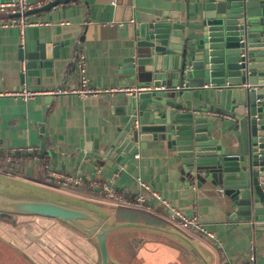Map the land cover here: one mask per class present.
<instances>
[{"label": "water", "instance_id": "1", "mask_svg": "<svg viewBox=\"0 0 264 264\" xmlns=\"http://www.w3.org/2000/svg\"><path fill=\"white\" fill-rule=\"evenodd\" d=\"M125 28L120 73L146 89L123 97L118 134L87 151L114 172L134 167L149 142L165 146L186 185L221 198L232 223L264 243V0H185L182 18L163 12ZM63 46L40 30L35 46L19 51L23 79L51 67ZM73 198L1 183L0 213L56 219L95 240L99 264L113 263L106 240L120 225Z\"/></svg>", "mask_w": 264, "mask_h": 264}, {"label": "crops", "instance_id": "2", "mask_svg": "<svg viewBox=\"0 0 264 264\" xmlns=\"http://www.w3.org/2000/svg\"><path fill=\"white\" fill-rule=\"evenodd\" d=\"M11 1L0 0V3ZM163 12L177 13L182 18L185 0H66L50 10L27 14L42 24L25 29L23 45L16 28H0V183L51 194L55 188H61L48 181L46 167L80 176L82 186L67 193L79 200L100 199L107 203L106 209L96 208L107 216V221L120 225L107 236V249L113 261L109 264H203L193 248L208 264H264V243L232 223L221 198L195 185H186L179 175L178 159L165 146L149 142L145 148L138 149L132 168L126 166L111 172L105 166H98L87 149L94 140L102 147L106 140L118 134L123 93L83 98L76 94L46 93L27 101L8 95L24 85L48 92L77 86L78 74L71 61L76 53L85 57L91 85L107 89L134 86L130 78L120 73L119 67L126 52L125 25ZM2 15L5 19L10 17V14ZM127 17L131 19L129 22L125 20ZM40 30L46 36L60 37L64 46L51 67L40 69L38 77L25 75L23 79L26 69L19 60V51H30ZM40 137L45 141L44 153L40 150ZM27 147L35 149L34 156L23 151ZM92 178L129 197L144 189L141 185L144 184L148 187L147 196L156 192L167 205L185 216H197L221 247H212L194 233L174 226L169 221L168 208L159 200L149 201L150 211L111 204L102 194L90 190ZM118 208L125 211L116 214Z\"/></svg>", "mask_w": 264, "mask_h": 264}, {"label": "built area", "instance_id": "3", "mask_svg": "<svg viewBox=\"0 0 264 264\" xmlns=\"http://www.w3.org/2000/svg\"><path fill=\"white\" fill-rule=\"evenodd\" d=\"M52 0H37L33 3L28 2L27 0H13L11 2L0 3V28H16L20 34V45L24 44V33L27 27H36L40 26L42 22L39 19L30 18L27 13L36 8H40L46 5L48 2ZM115 2L112 4L114 5ZM2 14H10L15 15L13 17H8L7 19L3 18ZM95 22V21H93ZM72 63L75 65L76 72L78 74V85L75 87H71L68 89H61L58 91L48 92L45 90L38 89H30L27 86H21L13 91H10L8 95L20 98L24 101L30 100L34 98L36 95L46 94V93H67V94H76L80 98L83 97H97L100 94L104 93H123L124 95H130L132 93L138 92L140 90L146 89V87L137 85V86H125L113 89L100 88L91 85L88 82L86 75V67H85V57L83 54L76 53L75 56L71 59ZM27 154H33L35 149L32 147H27L23 150ZM25 155V154H24ZM138 155H135L137 158ZM46 173L48 181L56 183L60 185L59 187L66 191L71 192V190H76L77 188L82 186V178L78 175H69L61 172H57L50 167H46ZM97 173H100L99 170ZM90 184L88 185L93 194L98 193L102 194L104 198L108 199L109 202L113 204H117L116 206H122L135 210H144L150 211L149 201L153 198L159 200L161 205L166 207L169 210V221L174 224L178 229L182 231H189L194 233L199 239L207 242L209 245L215 248H220L221 244L215 235L208 230L205 225L199 220L197 216H185L180 211L176 210L174 207L167 205V203L161 199L158 193L150 192V196H147L145 191H148V187L144 184L139 193H137L134 197H129L125 193H120L115 188L106 182L92 178L90 179ZM72 194V193H71ZM250 256L253 259L252 247L250 248Z\"/></svg>", "mask_w": 264, "mask_h": 264}, {"label": "trees", "instance_id": "4", "mask_svg": "<svg viewBox=\"0 0 264 264\" xmlns=\"http://www.w3.org/2000/svg\"><path fill=\"white\" fill-rule=\"evenodd\" d=\"M123 209L118 208L116 214ZM37 218V216L0 213V264H99L100 254L95 240L86 237L72 227L53 219L49 225L40 230L41 237L26 234L30 225L17 217ZM50 219V218H48ZM31 222V220H28ZM20 223L22 228H20ZM34 230V229H33ZM53 230V231H52ZM31 234H34L29 230ZM21 238L19 234L24 235ZM39 239V241H38ZM51 244V245H48ZM36 246L33 252L27 248ZM87 251V257L80 253ZM58 257L60 260H57ZM42 259H45L42 261Z\"/></svg>", "mask_w": 264, "mask_h": 264}, {"label": "rangeland", "instance_id": "5", "mask_svg": "<svg viewBox=\"0 0 264 264\" xmlns=\"http://www.w3.org/2000/svg\"><path fill=\"white\" fill-rule=\"evenodd\" d=\"M0 186H1V183H0ZM11 186L13 187V188H17V185L16 184H11ZM19 187H21V188H25L24 186H19ZM28 188V187H27ZM20 189V188H19ZM55 189H57L56 191L55 190H52V192H54V193H51V195H53L55 198L56 197H60V196H62V197H65V198H75L76 196L75 195H73V194H71V193H67V192H65V191H63V190H61V189H59V188H55ZM14 191V190H13ZM9 192H11L12 193V191H9ZM60 195V196H59ZM73 198V199H74ZM82 201L83 202H86V203H89V204H91V205H94L95 207H98V208H101V209H106L107 207H109V205L107 204V203H102V202H100V199H94V200H92V201H90V200H87V199H82ZM111 204H113L112 202H110ZM113 205H115V204H113ZM117 205V204H116ZM115 205V206H116ZM118 207V206H117ZM119 207H122V206H119ZM124 208H126V207H124ZM128 209H130V208H128ZM149 211V210H148ZM17 219L19 220V221H21V222H26V223H28L29 225H30V227H28V228H30V229H27L25 232H26V234H28V235H30V236H35V235H39V237L38 238H40L41 237V235L40 234H36V233H40L39 231L40 230H45V229H43V227H45L46 225H49L51 222H53V219H48V218H42V217H37V218H29V217H27V218H24L23 216H19V217H17ZM28 220H31V222L30 221H28ZM0 225L1 226H3L2 228H5V227H7V226H9V224H3V223H0ZM23 226H22V224L20 223V228H22ZM34 229V230H33ZM29 230H31V232L32 233H34V234H31L30 233V231ZM53 231V230H52ZM23 234L24 235H21V234H19L18 233V235L21 237V238H23V237H25L26 236V234L23 232ZM35 238V240H36V236L34 237ZM38 241H39V239H38ZM48 245H51V244H48ZM36 248V246H33V247H30V248H27V251H29V252H33V250ZM84 258L85 257H87V251H83V253H80ZM56 259L57 260H60L58 257H56ZM43 260H45V259H42V261Z\"/></svg>", "mask_w": 264, "mask_h": 264}]
</instances>
